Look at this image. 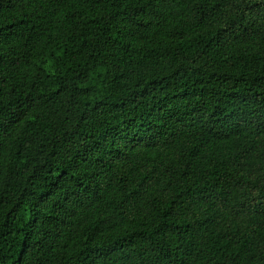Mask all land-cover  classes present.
I'll use <instances>...</instances> for the list:
<instances>
[{
    "label": "trees",
    "instance_id": "16d2710c",
    "mask_svg": "<svg viewBox=\"0 0 264 264\" xmlns=\"http://www.w3.org/2000/svg\"><path fill=\"white\" fill-rule=\"evenodd\" d=\"M0 264H264V0H0Z\"/></svg>",
    "mask_w": 264,
    "mask_h": 264
}]
</instances>
